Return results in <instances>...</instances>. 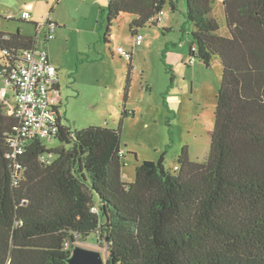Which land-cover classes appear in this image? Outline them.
Wrapping results in <instances>:
<instances>
[{"label": "trees", "instance_id": "obj_1", "mask_svg": "<svg viewBox=\"0 0 264 264\" xmlns=\"http://www.w3.org/2000/svg\"><path fill=\"white\" fill-rule=\"evenodd\" d=\"M186 1L194 28L186 65L220 58L223 69L208 158L192 160L185 146L175 170L164 156L144 160L130 182L121 129L64 124L56 137L64 145L35 139L15 155L19 119L0 98V264H68L92 233L108 264H264V0H222L226 33L215 0ZM166 6L176 11L178 0H109L106 32L130 13L135 37ZM39 38L0 32V60L4 49L27 51Z\"/></svg>", "mask_w": 264, "mask_h": 264}, {"label": "rangeland", "instance_id": "obj_2", "mask_svg": "<svg viewBox=\"0 0 264 264\" xmlns=\"http://www.w3.org/2000/svg\"><path fill=\"white\" fill-rule=\"evenodd\" d=\"M108 2L0 0V32L12 34L20 29L36 38L37 21L43 24L48 17L56 21L55 37L49 41L45 40L46 27L40 28L38 46L54 55L61 71L63 124L72 131L93 125L121 129L125 180L133 182L138 164L157 161L160 156H164L167 169L175 170L185 146L192 160L204 161L211 152L223 69L220 60L206 68L199 60L191 66L185 64L194 29L187 21V1L178 0L176 11L166 6L159 23L142 27L144 44L139 47L130 31L134 18L130 13L118 17L106 32ZM214 8V17L226 33L222 0H215ZM26 9L32 21L20 18ZM118 46L136 53L131 71L128 59L118 54ZM14 102L13 96L8 97L4 111L11 113ZM125 104L133 115L123 116ZM43 142L54 148L64 145L55 138ZM46 155L56 158L54 153ZM94 199L97 201L96 196ZM77 244L100 250L105 260L108 256L106 244L100 246L93 233Z\"/></svg>", "mask_w": 264, "mask_h": 264}, {"label": "built area", "instance_id": "obj_3", "mask_svg": "<svg viewBox=\"0 0 264 264\" xmlns=\"http://www.w3.org/2000/svg\"><path fill=\"white\" fill-rule=\"evenodd\" d=\"M20 18L31 21L33 17L26 9L21 11ZM41 26H36L37 37ZM56 26L57 23L53 21L46 26L48 38H54ZM134 40L135 46H140L144 42L143 34L138 33ZM117 52L127 59L133 56V53L121 46L117 47ZM3 54L0 60V98L4 99L13 93L15 99L13 111L19 124L10 142L16 155L23 153L26 146L35 139H56L63 124L60 109L63 99L59 70L49 59L46 49L37 45L22 52L11 53L9 49H4ZM194 61L195 58L190 59L191 63Z\"/></svg>", "mask_w": 264, "mask_h": 264}, {"label": "water", "instance_id": "obj_4", "mask_svg": "<svg viewBox=\"0 0 264 264\" xmlns=\"http://www.w3.org/2000/svg\"><path fill=\"white\" fill-rule=\"evenodd\" d=\"M104 258L100 250L76 244L68 259V264H108Z\"/></svg>", "mask_w": 264, "mask_h": 264}, {"label": "crops", "instance_id": "obj_5", "mask_svg": "<svg viewBox=\"0 0 264 264\" xmlns=\"http://www.w3.org/2000/svg\"><path fill=\"white\" fill-rule=\"evenodd\" d=\"M95 1H103V0H95ZM105 1V0H104ZM32 20H33V18H32ZM192 25V24H191ZM167 28H169L170 29V26H167ZM192 28H193V26H192ZM143 44H144V42H143ZM143 44H141L140 46H142ZM119 47V46H118ZM139 47V46H138ZM49 59L54 63V64H56L57 65V63L55 62V58H54V55L52 54V53H49ZM135 57H136V53L134 54V51H133V59H132V63H133V60L135 59ZM216 60H220L221 61V59L220 58H216L214 61H216ZM186 61H188V59L186 60ZM185 61V64L187 63ZM129 62V61H128ZM202 65H201V67L202 68H206V66L203 64V63H201ZM191 66V65H190ZM57 68H58V66H57ZM58 70H59V68H58ZM60 73H61V71H59V73H58V77H59V85H60V90H61V88H62V82H61V77H62V75H61V77H60Z\"/></svg>", "mask_w": 264, "mask_h": 264}]
</instances>
